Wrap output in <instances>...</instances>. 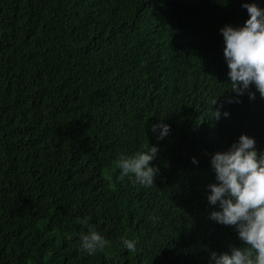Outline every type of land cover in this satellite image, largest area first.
Wrapping results in <instances>:
<instances>
[{"label": "trees", "instance_id": "1", "mask_svg": "<svg viewBox=\"0 0 264 264\" xmlns=\"http://www.w3.org/2000/svg\"><path fill=\"white\" fill-rule=\"evenodd\" d=\"M243 3L264 9L0 0V264H211L243 246L208 201L214 154L241 135L264 152V98L254 85V100L232 92L223 54L220 30L244 25ZM221 104L229 115L216 120ZM157 123L170 126L163 139ZM147 145L154 187L121 180L118 156ZM90 225L110 242L95 255L81 247Z\"/></svg>", "mask_w": 264, "mask_h": 264}, {"label": "clouds", "instance_id": "2", "mask_svg": "<svg viewBox=\"0 0 264 264\" xmlns=\"http://www.w3.org/2000/svg\"><path fill=\"white\" fill-rule=\"evenodd\" d=\"M249 18L242 27L226 25L220 32L224 39V57L228 66V76L232 92L237 96L248 92L250 99L255 93L249 91L254 85L260 97L264 98V9L256 3H243ZM228 103H239L238 99H229ZM212 105L217 99H212ZM219 105L212 117L219 120L227 118L229 113L222 112ZM159 130L158 139L170 134V126L157 123L152 132ZM145 151L133 155L118 156L115 167L120 170V179L134 176L135 182L145 188L154 187L158 169L150 166L156 156V147L145 146ZM194 164L198 161L193 158ZM218 184L209 185L211 195L208 201L218 205L210 219L228 227H233L243 246H230L228 252L211 253V264H264V152L256 149V141L247 135H241L237 142L223 153H216L211 159ZM81 247L89 255L102 252L109 241L89 226L87 234H81ZM123 246L130 252L137 251L136 241L121 238Z\"/></svg>", "mask_w": 264, "mask_h": 264}]
</instances>
